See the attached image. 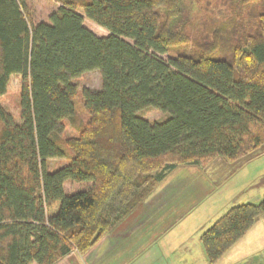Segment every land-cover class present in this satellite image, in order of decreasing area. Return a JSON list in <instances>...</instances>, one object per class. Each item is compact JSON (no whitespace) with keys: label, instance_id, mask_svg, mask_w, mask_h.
I'll list each match as a JSON object with an SVG mask.
<instances>
[{"label":"trees","instance_id":"obj_1","mask_svg":"<svg viewBox=\"0 0 264 264\" xmlns=\"http://www.w3.org/2000/svg\"><path fill=\"white\" fill-rule=\"evenodd\" d=\"M26 1L0 0V97L20 76L18 121L0 104V264L83 255L175 168L264 146V0H226L223 22L198 40L184 0H51L37 23ZM94 70L100 89L81 90L86 123L59 139L75 115L74 80ZM149 107L168 116L137 115ZM55 158L67 162L50 169ZM260 217L264 194L217 218L200 235L208 262Z\"/></svg>","mask_w":264,"mask_h":264},{"label":"rangeland","instance_id":"obj_2","mask_svg":"<svg viewBox=\"0 0 264 264\" xmlns=\"http://www.w3.org/2000/svg\"><path fill=\"white\" fill-rule=\"evenodd\" d=\"M26 2L32 12L34 23L45 19L54 9H56L57 6V4L52 3L51 0H27ZM183 7L185 8L183 13V24L185 26V29L190 33L192 37L198 40V38H202V36L204 37L208 34L207 32L209 31V29H211L209 26L211 22L213 23L215 20L223 22V17L226 14L228 4L226 0H184ZM79 12L81 13V11ZM84 25L98 36H105L108 34L107 30L88 19H84ZM214 28H216L215 25ZM172 56H174L172 53H168L162 55L161 57L167 59L168 57ZM74 82L76 83L78 88V94L74 99L75 115L72 119L63 120V131L59 133V139L76 136L78 133V128L86 123L88 116L82 105L81 90L83 88H90L95 90L100 89V73L98 70L87 72L79 78L75 79ZM19 90L20 76L12 75L9 80L6 93L0 97V104L14 117L15 121H18L19 114ZM137 115L150 122L161 121L168 116L167 113L150 107L138 111ZM255 153H257V151L247 156L241 157L236 161H227L222 157H217L205 167L178 168L177 171H175V174L182 173L193 177L200 175L201 179H203L204 182L205 179H208V184H206V187L207 191L209 192L207 195L211 197L210 199L212 200L208 204L206 203V206H203L201 208L197 207V209H195L194 211L192 210L191 212H189L190 210H187L182 224L173 223V225L164 224V226H160L159 230L155 231V234L158 233L156 236L160 238L162 237L163 239L168 238L171 246H174L175 244L178 245L179 242L184 243V240H182L183 238L179 237L178 235L179 232L183 230V232H185V235L188 236L189 241L191 243L193 242L192 244H195L197 247V242L200 243V234L208 227V225L212 223L211 217L213 213L221 209L223 205H235V203L238 202L234 200L243 198L244 193L247 191H264V186L252 180L259 172V175L255 178L259 182V177L264 172V170L260 171V169H262L261 167L264 166V164L260 165V159H255V161L249 163L248 165L242 166L241 164L243 162L242 160L255 155ZM261 161H264V158ZM66 162L67 160L62 158L51 159L49 160V167L50 169H55L61 165H64ZM73 184L77 188V190L75 191H80L84 190L88 186V184H90V182H73ZM73 184L68 183L66 185V189L70 192L74 191L75 187L73 186ZM260 220L264 222V219ZM204 224L207 227L203 226ZM251 236L255 237L254 235H248L247 238L249 242L252 238ZM258 238L259 240L256 241L257 246H264V225H260ZM189 244L190 243H187V248H184V246H180L178 248L175 245L176 250L174 251V253L178 256H181L180 258L187 255H197L198 250L194 247L192 248L196 249V251H192L193 249L189 250ZM248 244L249 243L247 242V245ZM255 246L256 245L248 246V248L243 247V249L244 251L248 250L249 253L250 251L255 252L254 250H252L255 248ZM154 248H156V244H154ZM161 252L164 254V256L168 255V253L162 251V249ZM235 252L240 253L242 251L241 249H239ZM255 253L259 255L260 250L258 252L256 251Z\"/></svg>","mask_w":264,"mask_h":264},{"label":"crops","instance_id":"obj_3","mask_svg":"<svg viewBox=\"0 0 264 264\" xmlns=\"http://www.w3.org/2000/svg\"><path fill=\"white\" fill-rule=\"evenodd\" d=\"M263 158L264 146L257 150V153L252 157L242 160L243 162L241 164L242 166L248 165L255 161V159H260L259 163L263 165L264 161H261ZM180 167L198 166L183 165L169 172L155 188L153 193L131 211L109 234L99 239L91 250L83 255L72 251L55 264H210L204 253L201 241L200 243L197 242L198 246L196 247L195 244H192L193 242L191 243L189 241L188 236L185 235L183 230L178 235L183 238L184 243L179 242L180 244L175 245L178 248L180 246L187 248V243H190L189 250L193 249L192 251H196L197 249V255H187L180 258L181 256L174 253L176 250L175 245L171 246L168 238L163 239L162 237L156 236L158 233L155 234V231L159 230L160 226H164V224H182L187 210H190L189 212L194 211L197 207L201 208L206 206V203L208 204L212 200L207 195L209 192L206 187L208 179H205L204 182L200 175L193 177L182 173L175 174V171ZM261 168L260 171L264 170V166ZM258 175L259 172L252 180L264 186V172L259 177V182L255 179ZM263 194L264 191L261 190H255L253 192L247 191L244 193L243 198L234 200L238 202L235 205L256 203L262 198ZM228 206V204L223 205L221 209L212 214V223L234 205ZM260 219H264V217H260L213 264H264V246L258 247L256 242L259 240L260 225H264L262 224L264 222ZM203 226L206 225L204 224ZM248 235H254L255 237L251 236L252 238L249 242ZM247 242L249 243L248 245ZM154 244H156V248H154ZM254 245L256 246L252 250L255 252L260 250L259 255L251 251L249 253L248 250L244 251L243 249V247L248 248V246ZM200 246L202 247V252ZM161 249L168 253V255L164 256ZM239 249L242 252H235Z\"/></svg>","mask_w":264,"mask_h":264}]
</instances>
